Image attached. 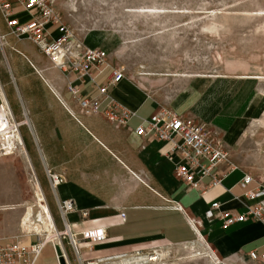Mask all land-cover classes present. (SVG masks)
<instances>
[{
  "label": "rangeland",
  "instance_id": "1",
  "mask_svg": "<svg viewBox=\"0 0 264 264\" xmlns=\"http://www.w3.org/2000/svg\"><path fill=\"white\" fill-rule=\"evenodd\" d=\"M48 2L69 31L84 44L103 50L111 66L122 70L153 97L157 109L175 113L187 106L196 107L201 101L220 102L225 97L242 101L246 116L228 141L210 123L188 118L203 122L211 136L226 148L229 160L264 186V0ZM27 21L21 16V23ZM0 29L5 31L1 19ZM53 33L54 30L49 31L48 36L55 37ZM44 68L52 70L40 74ZM0 83L16 119L21 121L25 111L38 145L48 146V168L40 164L38 179L48 191V205L60 233L62 224L46 171L65 176L67 169L62 172V163L75 164L68 169L72 174L78 170L75 162H79V170L95 179L105 159L87 133L65 131L67 120L51 101V92L65 89L73 99L66 86V74L52 66L31 41L9 36L0 45ZM73 100L76 111H67L74 121L85 116L107 122L101 114L85 115ZM21 134L26 147L36 150L26 125ZM36 155L40 162L43 154ZM17 156L0 157V196L15 207L11 212L20 215L21 234H26L32 233L31 216L37 202L30 171ZM6 159L10 162L3 165ZM101 171L102 177L114 173L112 169ZM7 207L2 210H9ZM63 243L70 264H79L68 240Z\"/></svg>",
  "mask_w": 264,
  "mask_h": 264
},
{
  "label": "crops",
  "instance_id": "2",
  "mask_svg": "<svg viewBox=\"0 0 264 264\" xmlns=\"http://www.w3.org/2000/svg\"><path fill=\"white\" fill-rule=\"evenodd\" d=\"M21 16L30 18L27 12L17 10L15 18L19 22ZM51 30H54L55 36L51 37L52 39L60 36L56 26H50L48 31ZM85 45L97 48L86 43ZM51 70L52 68H44L40 70V74H46ZM104 76L105 74L97 79L98 84L104 82ZM73 86L82 96L94 97L97 94V90L88 82L81 85L74 81ZM108 91L114 100L135 113V117L125 126H116L102 120L94 121L85 116H80L79 122L74 121L67 110L73 113L76 111V104L69 97L67 90L53 89L51 92L53 94L51 101L67 120L65 131L73 129L78 134L81 131L87 133L93 147L101 151L107 165L105 167V164H101L99 177L95 179L79 170L81 168L79 162H75L78 170L72 174H69L68 169L74 167V163L64 161L61 165L62 172L67 169V173L65 176L62 175L64 182L56 188V197L60 200H72L77 208L76 212L66 214L65 221L70 232L78 236L79 255H74L79 264L96 263L113 256L146 253L156 249H162L166 256L171 255L168 264H264V260L251 261L249 257L252 251L256 255L264 253V224L246 220L223 229L221 222L211 215L214 211H210V205L216 202L220 205V210L229 213L243 212L245 206L252 203L242 198L239 202L233 199V196H239L242 192L255 188L258 181L254 178L253 183L242 185V176L249 172L230 161L235 169L227 173L221 186L203 195L186 190L173 175V164L177 162V157L171 155L172 162L166 159V155L171 153L170 144L152 138H139L133 133L140 118H147L157 110V102L125 75ZM4 94L9 103L5 90ZM242 107H244L242 101H230L229 97H225L220 102L201 101L196 107L187 106L182 110H175V113L210 123L225 134L228 141L241 123V119L246 116L247 110L242 113ZM14 118L16 119L15 116ZM21 128L19 135L26 155L17 156V151L14 155L28 171L34 170L32 173L40 186L44 203L49 207L48 191L38 179L41 175L40 164L43 168L44 166L48 168V146L38 145V138L30 125L28 130L33 136L36 150L32 146L26 147ZM63 129L64 127L60 131H64ZM37 152L39 155L43 154L41 163L37 161ZM9 162L7 159L2 161L3 165ZM104 168L112 169L113 175L102 177L101 169ZM220 172L226 173L228 168L221 166ZM3 174L4 172L2 178ZM6 200L8 199L0 196V242L17 239L19 244L29 247L37 241V237L34 233L21 234L23 230L20 215L11 212L14 209L2 210L4 206L12 205ZM263 200L264 196L258 194L256 201ZM23 206L21 207L24 208ZM82 212H86L85 217L81 216ZM52 217L54 219L53 214ZM54 222L56 225L55 219ZM60 222L64 231L63 223L61 220ZM93 229H102V240L80 238L81 232ZM64 239L67 240L66 237H61L62 252L66 259L61 255L57 243L47 244L35 257L33 264H70ZM198 252L201 254L191 258V254ZM102 264L111 263L108 261Z\"/></svg>",
  "mask_w": 264,
  "mask_h": 264
},
{
  "label": "built area",
  "instance_id": "3",
  "mask_svg": "<svg viewBox=\"0 0 264 264\" xmlns=\"http://www.w3.org/2000/svg\"><path fill=\"white\" fill-rule=\"evenodd\" d=\"M17 10L29 14L30 18L27 22L20 23L15 18ZM0 19L5 29L4 32L0 29V45L9 36L16 40L31 41L52 66L66 74L69 92L76 100L80 111L85 115L101 114L107 122L120 127L125 126L131 118L135 117L134 112L114 100L108 91L110 87H114L124 78L122 70L109 64L107 54L103 50L86 46L73 32L69 31L61 23L48 0H0ZM50 26L57 27L59 37L52 39L48 36ZM103 74H105L104 82L98 84L97 79ZM74 81L81 85L86 82L90 83L97 90V94L94 97L82 96L80 91L73 86ZM22 117L21 121L14 118L0 83V135L5 139H11L12 134H19L22 126L26 125L30 129L25 111ZM139 121L133 129L137 137L152 138L170 144L171 153L166 155V159L172 162L171 155L177 157V162L173 164V175L186 190L203 195L221 186L227 173L235 169L229 160L226 148L211 136L203 122L178 115L164 108H158L147 118H140ZM0 151H2L1 148ZM221 166H226L228 172H220ZM46 173L59 218L64 226V231L60 232V236L67 238L69 246L78 256V236L70 232L65 221L66 214L76 212L77 208L72 200H60L56 197V188L64 182L63 176L48 172V170ZM253 182L254 178L250 174H244L241 178L242 185ZM258 194L264 196V186L259 182L255 188L242 192L239 196H233V199L239 202L242 198L252 203L246 205L243 212L229 213L220 210V205L215 202L210 205V211H214L211 215L221 222L223 229L246 220L264 224V200L256 201ZM81 216L85 217L86 212H82ZM35 236L37 241L29 247L19 244L17 239L0 242V264H33L35 257L44 247L42 238L37 234ZM79 236L82 240L103 239L102 229L87 230L81 232ZM140 254L145 255L144 264H168L170 259L158 260L155 250L133 253L135 256ZM120 256H113L106 260ZM249 257L251 261L264 260V253L256 255L252 251Z\"/></svg>",
  "mask_w": 264,
  "mask_h": 264
},
{
  "label": "bare ground",
  "instance_id": "4",
  "mask_svg": "<svg viewBox=\"0 0 264 264\" xmlns=\"http://www.w3.org/2000/svg\"><path fill=\"white\" fill-rule=\"evenodd\" d=\"M148 12H151V11L149 10ZM142 75L150 76L151 74L143 73ZM165 75H171L173 77L177 76L176 74H165ZM22 147H23V142L19 134L17 133L12 134L11 139H5L4 136L0 135V148L2 150L0 151V157L12 156L14 155L16 151H17V155L19 156L21 154L26 155L25 151L23 150L24 148L22 149ZM9 153H11V155H8ZM33 171L30 170V174L32 176V182L35 187L34 195H35L37 203L33 205V212L31 216V221L33 225L31 226V229H32L31 231L32 233L37 234L42 238V243L44 245H47V244L52 245V244L57 243L56 245H59L61 255L64 257V259H66L65 254L62 252L60 233L58 232L56 228V225H55V222H54V219L52 217L49 207H47L46 204L44 203V199L40 193V188H39L40 186L35 180L34 174L32 173ZM7 209H15V207L8 206ZM32 233H26V234H32ZM200 254L201 253L199 252L193 253L191 254V258L196 255H200ZM155 255L158 260H165V259L171 258V255L166 256V253L162 252V249L155 250ZM145 259L146 258L144 254H140L139 256L130 254L126 256H120L117 258L109 259L106 261H101V262H96V263L93 262L92 264H97V263L102 264L108 261L111 264H144Z\"/></svg>",
  "mask_w": 264,
  "mask_h": 264
}]
</instances>
